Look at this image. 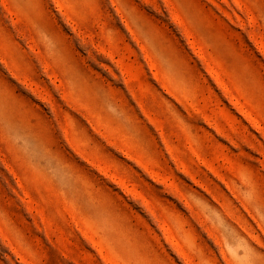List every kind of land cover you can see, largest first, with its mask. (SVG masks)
<instances>
[{
	"label": "rangeland",
	"instance_id": "374dc122",
	"mask_svg": "<svg viewBox=\"0 0 264 264\" xmlns=\"http://www.w3.org/2000/svg\"><path fill=\"white\" fill-rule=\"evenodd\" d=\"M0 264H264V0H0Z\"/></svg>",
	"mask_w": 264,
	"mask_h": 264
}]
</instances>
